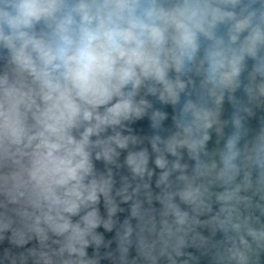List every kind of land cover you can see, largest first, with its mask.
<instances>
[{"label": "clouds", "instance_id": "9594fccd", "mask_svg": "<svg viewBox=\"0 0 264 264\" xmlns=\"http://www.w3.org/2000/svg\"><path fill=\"white\" fill-rule=\"evenodd\" d=\"M0 264H264V0H0Z\"/></svg>", "mask_w": 264, "mask_h": 264}]
</instances>
